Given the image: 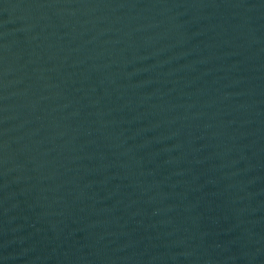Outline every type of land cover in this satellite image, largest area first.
<instances>
[{
    "label": "water",
    "instance_id": "95a60500",
    "mask_svg": "<svg viewBox=\"0 0 264 264\" xmlns=\"http://www.w3.org/2000/svg\"><path fill=\"white\" fill-rule=\"evenodd\" d=\"M0 264H264V0H0Z\"/></svg>",
    "mask_w": 264,
    "mask_h": 264
}]
</instances>
